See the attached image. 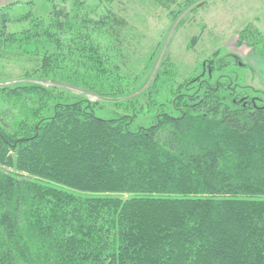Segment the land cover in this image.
<instances>
[{
	"label": "trees",
	"instance_id": "16d2710c",
	"mask_svg": "<svg viewBox=\"0 0 264 264\" xmlns=\"http://www.w3.org/2000/svg\"><path fill=\"white\" fill-rule=\"evenodd\" d=\"M16 5L0 4V54L45 35L56 48L44 80L123 94L95 39L114 26L110 11L55 8L47 27L19 14L33 28L18 34L7 30ZM207 83L213 99L220 86ZM42 87L0 89V264H264V107L194 102L204 97L194 87L174 114L132 127L96 117L82 98L50 94L52 110H31Z\"/></svg>",
	"mask_w": 264,
	"mask_h": 264
},
{
	"label": "rangeland",
	"instance_id": "374dc122",
	"mask_svg": "<svg viewBox=\"0 0 264 264\" xmlns=\"http://www.w3.org/2000/svg\"><path fill=\"white\" fill-rule=\"evenodd\" d=\"M26 1L14 3L19 5L11 11L9 32L33 28L31 22L17 20L28 12L47 27L57 22L55 8L64 6L71 15L82 16L110 11L114 26L103 27L95 39L109 65L118 71L109 82L120 85L123 92L102 99L66 82L44 80L39 72L42 60L56 43L43 35L7 45L0 54V89L32 83L49 92L31 96V110L46 107L43 115L47 114L58 103L50 101L49 95L56 94L69 103L86 100L98 118L127 116L132 127H149L156 117L174 114L171 108L187 102L194 87L198 91L207 86V79L215 91L220 86L217 98L201 90L199 95L204 97L194 102L264 107V0H35L33 6L25 5ZM247 29L252 35L243 33ZM50 34L60 38L58 29ZM16 119L6 118V123L13 125Z\"/></svg>",
	"mask_w": 264,
	"mask_h": 264
},
{
	"label": "crops",
	"instance_id": "0c3cea01",
	"mask_svg": "<svg viewBox=\"0 0 264 264\" xmlns=\"http://www.w3.org/2000/svg\"><path fill=\"white\" fill-rule=\"evenodd\" d=\"M17 1H20V0H0V4L1 5H8V4L15 3Z\"/></svg>",
	"mask_w": 264,
	"mask_h": 264
},
{
	"label": "flooded vegetation",
	"instance_id": "af4514ba",
	"mask_svg": "<svg viewBox=\"0 0 264 264\" xmlns=\"http://www.w3.org/2000/svg\"><path fill=\"white\" fill-rule=\"evenodd\" d=\"M208 75H210V73H208Z\"/></svg>",
	"mask_w": 264,
	"mask_h": 264
}]
</instances>
